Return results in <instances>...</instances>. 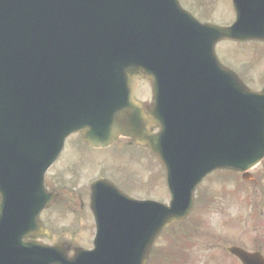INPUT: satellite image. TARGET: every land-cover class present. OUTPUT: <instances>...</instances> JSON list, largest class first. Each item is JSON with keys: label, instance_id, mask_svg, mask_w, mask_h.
Returning <instances> with one entry per match:
<instances>
[{"label": "water", "instance_id": "1", "mask_svg": "<svg viewBox=\"0 0 264 264\" xmlns=\"http://www.w3.org/2000/svg\"><path fill=\"white\" fill-rule=\"evenodd\" d=\"M233 2L236 21L218 28L176 0H0V264H145L207 173L245 171L264 156V88H245L213 51L222 37L264 40V0ZM141 76L153 80L146 113L133 99ZM75 130L94 147L121 134L147 145L172 198L167 206L111 197L97 181L94 248L69 259L61 245L22 238L39 227L50 199L43 173Z\"/></svg>", "mask_w": 264, "mask_h": 264}, {"label": "rangeland", "instance_id": "2", "mask_svg": "<svg viewBox=\"0 0 264 264\" xmlns=\"http://www.w3.org/2000/svg\"><path fill=\"white\" fill-rule=\"evenodd\" d=\"M183 2L199 3L198 7L191 6L194 12L202 18H211L216 24L225 25L233 19L230 0H183ZM210 19V20H211ZM222 43L218 55L223 62H228L234 67L245 68L252 64V71L264 62V50L256 64L251 61V45ZM255 48H258L254 45ZM256 54V53H255ZM248 63V64H247ZM246 64V65H245ZM264 68V65H263ZM262 69V68H261ZM138 96L148 101L147 88L150 83L142 81ZM80 135H72L65 145L64 155L57 160L53 168L47 173V183L52 186L63 179L84 184L92 181L103 172L98 165L103 157L100 153H89L80 149ZM75 154V158L82 161V169L75 170L73 166L66 167V162ZM106 157V156H105ZM114 157L108 156V166L122 169L124 173L140 181L142 178L147 181V177L153 176V188L147 192L140 190L137 192L140 197H150L168 204L169 192L165 187L164 174L160 161L152 156L143 153L139 154L137 168L129 160L118 161ZM92 162V164H91ZM111 163V164H109ZM106 164V165H107ZM149 165V166H148ZM224 170L215 171L207 176L204 181L197 186L195 191V205L190 215L178 224L167 227L156 239L150 264H238L227 253V248L231 245H239L245 248H252L253 240L259 239L264 242V162L253 168L250 172L257 180V183H248L241 178V174L224 173ZM140 177V178H139ZM142 181V180H141ZM145 184V181L143 182ZM141 186V185H139ZM148 187V186H146ZM144 187V188H146ZM166 188V189H165ZM148 195V196H144ZM50 209L41 214V218L49 225L52 237L42 238L46 244H56L65 242L69 244L71 256L76 244L91 245L89 232L82 230V233H68L69 218L63 215L60 219ZM84 233V234H83ZM168 246L172 248L169 249ZM168 247V249H167Z\"/></svg>", "mask_w": 264, "mask_h": 264}, {"label": "flooded vegetation", "instance_id": "3", "mask_svg": "<svg viewBox=\"0 0 264 264\" xmlns=\"http://www.w3.org/2000/svg\"><path fill=\"white\" fill-rule=\"evenodd\" d=\"M247 71H245V75ZM241 75V74H240ZM243 75L244 77H246ZM247 78V77H246ZM250 80L251 78H247ZM125 148L137 147L129 139H125ZM115 185L127 195L138 199L139 195L136 192L138 182L128 176H118L117 180L114 178ZM51 190L56 194L55 205L58 208L67 210V214H71L72 221L75 222H90L93 218L90 210V185L80 184L76 182H62L59 181L51 187ZM53 203V204H54ZM83 227L76 228L74 233L81 232ZM89 228V227H84ZM93 234V233H92Z\"/></svg>", "mask_w": 264, "mask_h": 264}]
</instances>
